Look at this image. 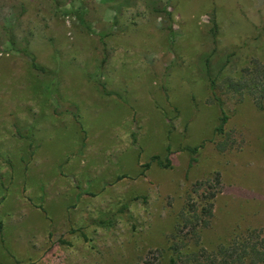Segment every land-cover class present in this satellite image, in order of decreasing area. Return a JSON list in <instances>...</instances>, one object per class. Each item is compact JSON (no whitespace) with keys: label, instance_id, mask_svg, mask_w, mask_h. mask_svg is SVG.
Returning <instances> with one entry per match:
<instances>
[{"label":"rangeland","instance_id":"obj_1","mask_svg":"<svg viewBox=\"0 0 264 264\" xmlns=\"http://www.w3.org/2000/svg\"><path fill=\"white\" fill-rule=\"evenodd\" d=\"M210 52L218 66L230 56L225 152ZM259 72L264 0H0V213H12L0 264H140L155 249L167 264L191 185L215 174L203 245L262 238L264 110L256 89H230ZM168 152L172 167H144Z\"/></svg>","mask_w":264,"mask_h":264},{"label":"trees","instance_id":"obj_2","mask_svg":"<svg viewBox=\"0 0 264 264\" xmlns=\"http://www.w3.org/2000/svg\"><path fill=\"white\" fill-rule=\"evenodd\" d=\"M81 23L88 27L82 14L79 15ZM171 40L176 38L175 31L171 28ZM30 58L32 68L42 74H53L52 71L38 64L34 54L26 51ZM213 52L207 53L203 59V65L208 80L209 89L212 92L213 98L220 109L219 123L215 127V133L219 136L216 142V148L220 152H225L235 145V137L228 130L230 116L225 106V101L219 94L218 88L220 85V76L230 62V56L226 57L222 64L213 63ZM260 75L251 77L250 81L243 80L232 82L230 89L235 92H240L244 87L258 93L256 103L264 110V72H259ZM47 93H51V89L47 88ZM20 137L30 138V134L19 132ZM134 143L137 144L134 136ZM199 146L187 147L190 152L189 165L192 166L197 158L195 154L199 152ZM169 150V148H168ZM153 163H156L164 168L172 167L173 160L171 153L168 152L164 157L159 154L152 155L150 160L144 164L145 168H149ZM220 184L219 174L206 179H199L193 182L190 192L187 196L185 204L180 213L179 222L176 225L174 238L170 244L171 255L167 264H264V236L261 238L259 232L248 231L245 234L237 235L231 238L228 242L219 243L210 251L203 245L202 232L210 228L212 218L214 216V199L216 197V188ZM3 197L0 199L2 201ZM0 222V227L2 228ZM64 242V240H61ZM162 256L160 249L149 250L146 257L140 264H159Z\"/></svg>","mask_w":264,"mask_h":264},{"label":"crops","instance_id":"obj_3","mask_svg":"<svg viewBox=\"0 0 264 264\" xmlns=\"http://www.w3.org/2000/svg\"><path fill=\"white\" fill-rule=\"evenodd\" d=\"M3 197V199H2V201H4V199L6 198L5 196H2ZM1 197V198H2ZM0 198V199H1ZM2 201H0V203L2 202ZM3 211V210H2ZM1 211V213H0V222L3 224L2 225V228L0 227V254H3V253H5V255H3V257H7V254H6V251H8L9 252V255H10V253L12 254V246H8V247H6V246H4V244H7V242L9 241V242H12V233H11V235H9V237H10V239H6V237H7V234H6V227H10V226H8V223H7V221L5 220V217H9L11 220H10V223L12 224V213H11V210H9V211H6V212H2ZM11 228V231H12V226L10 227ZM2 230H3V234H2ZM6 250V251H5ZM2 264H12L11 263V259H9V260H6V261H3V263Z\"/></svg>","mask_w":264,"mask_h":264}]
</instances>
